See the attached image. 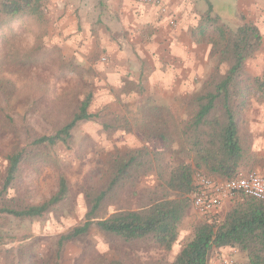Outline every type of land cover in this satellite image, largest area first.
Segmentation results:
<instances>
[{
    "label": "rangeland",
    "instance_id": "374dc122",
    "mask_svg": "<svg viewBox=\"0 0 264 264\" xmlns=\"http://www.w3.org/2000/svg\"><path fill=\"white\" fill-rule=\"evenodd\" d=\"M212 1L225 9L223 13L227 15L236 13L233 0ZM48 3L49 0L44 7L47 23L43 28L32 18L20 17L12 18L0 30V56L12 55L15 49L18 55H23L36 48L37 40L44 42L42 52L34 50L24 66L16 68L14 64L0 63V76L11 77L16 88L7 105L1 102L4 95L0 89V105L11 118L7 128L0 122V189L6 155L18 146L30 143L36 134H50L59 128L87 92L92 94L88 111L96 113L97 117L77 125L69 149L59 144L50 149L46 157L35 155L23 164L16 192L11 191L12 195L31 203L48 198L56 190L58 179L56 163L49 160L51 156L69 179L71 200L67 208H58L39 218H16L0 213V264H30L36 259L41 264H106L111 260L125 264H171L192 236L193 226L204 220L191 205L179 228L178 239L169 251L159 250L145 241L125 242L95 226L60 249L58 239L70 227L86 220L85 193L102 187L105 178L101 173L115 153L142 145L150 150L163 149L160 139L150 137V130L141 123L144 105H163L177 118H184V101L200 89L216 66L215 49L209 48L212 57L202 74H195L193 83L183 85V94H180L176 84L153 73L152 63L150 66L147 63L145 72L139 73L140 61L135 52L126 50L124 56L112 55L100 45L92 44L86 52L77 54L73 46L59 44L54 25L48 23ZM191 4L198 11L210 6L207 0H191ZM210 14L214 15L212 11ZM101 22L102 26L97 28H102L103 39L106 31L112 32V29ZM224 24L230 29L237 26L232 21ZM199 39L209 43L217 40L215 28L207 26ZM115 68H120L119 75L114 74ZM220 69L223 70L224 65ZM244 71L252 76L264 73V34L260 49L246 60ZM241 99L244 103L237 115V123L248 148L249 163L241 167L239 173L264 172V92L253 89ZM102 122L111 127H103ZM165 158L175 160L177 156H171L168 151ZM164 189L157 172L148 171L133 187L122 190L119 203L132 209L142 202V198L160 196ZM238 199L239 196L226 199L219 209L220 216ZM119 203L110 201L99 215L108 216L120 206ZM222 259H226L227 264H241L246 256L234 248H218L211 252L209 264H220Z\"/></svg>",
    "mask_w": 264,
    "mask_h": 264
},
{
    "label": "trees",
    "instance_id": "16d2710c",
    "mask_svg": "<svg viewBox=\"0 0 264 264\" xmlns=\"http://www.w3.org/2000/svg\"><path fill=\"white\" fill-rule=\"evenodd\" d=\"M46 3L47 0H0V30L12 18L20 17L32 18L43 28L47 23L44 13ZM210 13L209 6L201 19L199 33L203 35L209 25L215 28L217 40L210 43L217 54L216 66L200 89L184 101L185 117L177 118L163 105H144L141 123L150 130V137L160 139L163 149L150 150L142 145L115 153L101 173L105 178L102 187L85 193L88 204L86 220L81 225L70 227L59 237L58 249L86 235L95 226L101 232L125 242L145 241L159 250L169 251L178 239L179 228L191 205L189 194L193 190V172L230 179L249 163L248 148L238 127L237 115L244 103L241 98L250 90L264 92V73L252 76L244 71L246 60L260 49L263 35L253 22L246 21L244 17H241V23L230 29L218 16ZM43 46L42 39L37 40L34 50L42 52ZM51 49H47V53ZM34 50L18 55L15 49L12 55H1L0 63L14 64L19 68L28 64ZM221 65H224L223 70ZM0 89L4 95L1 102L7 105L16 89L11 77L0 76ZM91 100L92 94L87 92L59 128L50 134H36L30 143L18 146L6 155L0 189V213L33 219L68 207L71 200L69 179L51 156L49 160L56 163L58 179L56 190L48 198L31 203L21 196L12 195L11 191L16 192L23 164L30 158L35 155L46 157L48 151L59 144L67 149L71 147L77 125L97 117L96 113L88 111ZM3 107L0 105V122L5 123L4 128H7L11 118ZM102 125L111 127L106 122ZM168 151L177 158L167 160L165 153ZM153 170L162 181L164 192L157 197L142 198V202L132 209L120 205L122 190L133 187L142 174ZM235 196L239 199L223 216L220 212L203 215L204 220L193 226L192 236L171 264H209L211 252L226 247L245 254L246 260L241 264H264V201L243 193H235L229 199ZM110 201L120 206H116L108 216H100L101 209ZM38 261L32 260L30 264H41ZM106 264L125 263L111 260Z\"/></svg>",
    "mask_w": 264,
    "mask_h": 264
},
{
    "label": "crops",
    "instance_id": "0c3cea01",
    "mask_svg": "<svg viewBox=\"0 0 264 264\" xmlns=\"http://www.w3.org/2000/svg\"><path fill=\"white\" fill-rule=\"evenodd\" d=\"M160 1L165 10L152 0H49L48 23L54 25L59 44L73 46L77 54L92 44L112 55L135 52L139 73L152 63L153 73L176 84L183 94L181 87L193 83L194 75H201L212 57L211 43L199 39L201 18L208 9L194 10L191 0ZM207 1L222 22L238 25L244 17L264 34V0H233L236 13L228 15L214 1ZM101 21L112 29L103 39L102 28H97ZM113 72L119 75L121 70Z\"/></svg>",
    "mask_w": 264,
    "mask_h": 264
},
{
    "label": "built area",
    "instance_id": "2783aa9c",
    "mask_svg": "<svg viewBox=\"0 0 264 264\" xmlns=\"http://www.w3.org/2000/svg\"><path fill=\"white\" fill-rule=\"evenodd\" d=\"M165 10L160 0H152ZM193 190L189 194L191 206L201 215L219 212L223 202L235 193L264 201V172L239 173L230 179H219L200 171L192 174ZM220 264H227L222 259Z\"/></svg>",
    "mask_w": 264,
    "mask_h": 264
}]
</instances>
